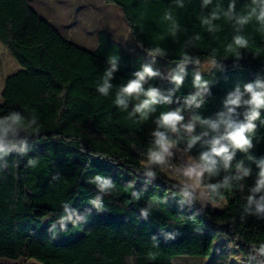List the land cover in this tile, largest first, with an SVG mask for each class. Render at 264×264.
Returning <instances> with one entry per match:
<instances>
[{
  "label": "trees",
  "instance_id": "trees-1",
  "mask_svg": "<svg viewBox=\"0 0 264 264\" xmlns=\"http://www.w3.org/2000/svg\"><path fill=\"white\" fill-rule=\"evenodd\" d=\"M103 1L123 11L144 56L135 58L104 31L98 34L97 48L86 50L66 40L28 0H0V43L21 67L5 81L0 115L11 110L35 114L41 126L30 140V150L24 156H8V166L0 169V260L173 264L178 256H211L214 241L223 235L241 253L243 264H248L249 246L264 242V220L242 219L246 190L226 192L221 212L202 210L198 204L181 207L172 187L174 179L157 169L158 178L146 183L141 174L154 120L161 112L182 106L183 98L194 92L195 64L186 66L187 75L175 91L173 103L158 105L147 120L129 119L114 99L117 88L151 61L149 49L162 48L165 55L158 57L172 62H180L185 54L203 62L215 49L222 68L201 73L210 82V95L200 109L184 112L186 119L193 113L214 117L237 84L264 77V31L255 21L245 26L242 34L248 45L241 49L229 48L236 31L223 17L215 21L218 30L208 32L201 17L216 11L217 5L226 9L230 0H212L207 8L201 7L202 0H183L182 8L176 6V0ZM249 2L236 0V11L244 12ZM169 11L179 24L176 35L171 21L163 19ZM197 35L200 39L193 40ZM114 56L119 58V70L111 81L114 87L108 96H102L96 87ZM149 86L165 94L174 88L159 78L148 81L145 88ZM261 117L264 119V111ZM257 125L251 154L259 158L264 157V125L259 121ZM201 150L203 146L197 145L192 155ZM29 159L37 160V165L29 167ZM241 159L252 168L245 181L252 186L258 169L239 152L233 163ZM95 175L109 177L115 185L103 197V210L93 208L86 223L69 224L65 231L57 226L50 232V226L63 215L64 204L81 213L91 208L89 202L98 194L89 182ZM134 191L141 194L139 200L133 198ZM155 201L161 203L153 207L148 219H142L140 209ZM164 233L175 234V239H165Z\"/></svg>",
  "mask_w": 264,
  "mask_h": 264
},
{
  "label": "clouds",
  "instance_id": "clouds-1",
  "mask_svg": "<svg viewBox=\"0 0 264 264\" xmlns=\"http://www.w3.org/2000/svg\"><path fill=\"white\" fill-rule=\"evenodd\" d=\"M212 0H202V8H207ZM177 7H184L183 0H176ZM232 22L236 34L232 38L229 48H246L248 40L242 34L245 26L253 21L264 31V0H250L245 6V11H236V0H230L226 9L217 5L216 11H211L201 17V25L207 31L214 33L218 30L215 21L221 18ZM165 21H171L172 34L179 31V24L173 18L171 11L164 14ZM193 40L200 37L194 36ZM191 44L192 41H189ZM152 58L144 63L141 68L133 73V78L119 86L115 93L114 104L128 113L129 119L137 122L147 120L156 112L161 104H172L173 95L184 83L187 75L188 64L201 65L199 58L183 55L180 62L167 74L161 73L154 67L156 57L164 56L165 51L160 47L148 50ZM238 56V55H237ZM208 69H220L215 58V49L209 59ZM119 70V58L111 57L108 67L103 73L102 80L97 84L96 91L102 96H108L113 89L112 80ZM159 78L168 80L174 88L167 94L158 87L145 88L148 81ZM194 92L183 98V104L175 109L163 111L154 120L155 128L149 133L151 139L147 151L143 154L142 175L146 183H151L158 178L157 169L166 170L175 180L172 187L179 196L178 203L181 207L200 205L201 209L209 206H221L225 193L230 191L247 192L243 204V218L254 216L264 220V157H255L251 154L254 148L253 139L257 132V121L264 125L261 117L264 111V77L243 84H237L222 101V109L214 117H203L193 113L186 119L185 110L200 109L205 103V97L210 95V82L204 79L199 70L193 73ZM135 100L136 103H132ZM131 105V110L129 107ZM40 124L35 114L26 116L23 112L11 110L0 115V169L6 168L7 157L15 153L24 156L30 150V140L40 133ZM200 131L197 133V128ZM202 145L197 155H192V150ZM245 154L246 160L255 164L258 172L252 186H247L245 181L252 175V168L245 163V159L236 160L237 153ZM38 161L29 159L27 165L35 167ZM53 179H58L54 177ZM97 188L98 194L89 202L91 208L84 213L64 204L63 215L50 226L49 231H65L69 224L78 225L87 222L92 209L103 210V197L114 189V182L102 175H95L90 181ZM139 192H132L133 198L140 199ZM160 201L149 202L140 209V217L148 219L154 206ZM167 203V201H163ZM165 239H175V234L164 233ZM154 239H156L154 237ZM154 258V257H152ZM248 264H264V242L249 246L246 253ZM240 264V257L232 256Z\"/></svg>",
  "mask_w": 264,
  "mask_h": 264
},
{
  "label": "rangeland",
  "instance_id": "rangeland-1",
  "mask_svg": "<svg viewBox=\"0 0 264 264\" xmlns=\"http://www.w3.org/2000/svg\"><path fill=\"white\" fill-rule=\"evenodd\" d=\"M28 2L39 16L56 28L66 40L81 48L95 50L98 46V34L104 31L113 35L115 40L128 49L135 58L145 55L135 43L123 11L113 4H106L103 0H28ZM155 59L154 66L164 74L174 69L179 63L160 57ZM208 61L201 62L200 66L193 65V68L201 73H209L212 69H208ZM20 70L18 62L0 43V105L3 103L2 92L7 77ZM163 171L169 176L166 170ZM208 208H212L215 212H221L223 204L221 203V206L215 208L209 206L202 210ZM232 256L240 257V264L244 263L236 246L225 236L220 235L214 241L211 256H178L174 259L173 264H237L235 259L229 261ZM15 263L40 264L37 261L0 260V264Z\"/></svg>",
  "mask_w": 264,
  "mask_h": 264
}]
</instances>
